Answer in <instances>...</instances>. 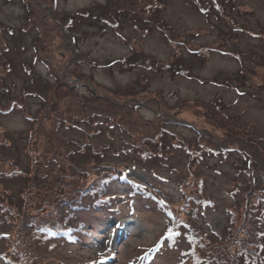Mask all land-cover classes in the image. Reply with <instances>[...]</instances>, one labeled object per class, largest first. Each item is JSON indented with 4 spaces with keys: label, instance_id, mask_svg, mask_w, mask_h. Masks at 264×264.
Returning <instances> with one entry per match:
<instances>
[{
    "label": "rangeland",
    "instance_id": "374dc122",
    "mask_svg": "<svg viewBox=\"0 0 264 264\" xmlns=\"http://www.w3.org/2000/svg\"><path fill=\"white\" fill-rule=\"evenodd\" d=\"M143 1L135 4L136 0H54V9L62 16L75 17L77 12L83 13V17H75L70 27L80 54L100 64L123 57L131 63L126 67L120 63L100 67L88 61L81 62L78 67L81 74L97 87L113 92L111 98L116 101L128 103L131 97L125 93L131 89L147 99L151 97L163 103L153 107L154 110L138 108L126 113L100 108V111L132 123L135 132L144 131L146 122L161 117L172 121L169 128L188 145L195 146L193 129H196L201 132L203 144L209 147L239 146L248 152L253 151L242 140L253 142L257 141L254 134L264 136V0H217L221 12L211 9L208 15L195 10L188 0H160L162 8L153 18L164 26L173 41L165 39L156 28L149 32L135 28L130 19L123 20L117 29L105 27L99 21L109 19L115 5L131 12L138 11L142 3L155 0ZM44 2L51 4L52 1ZM203 2L211 6L206 0ZM87 12L90 14L85 17ZM0 24L13 30L10 34L0 29V53L4 52V56H0V81L2 78L3 85L7 84L9 88L7 94H3L5 91L0 82V105L7 107L14 98L21 102V91L29 83V77L33 76L39 85L53 82L45 65L34 59L33 43L38 40L44 55L47 49L54 50L61 39L57 31L45 34L29 24L22 0H0ZM188 46H210L229 53L203 50L204 57H198L187 51ZM144 57L150 59V64L144 63ZM5 59L11 65V71L5 68ZM74 83L60 85L56 98L58 110H43L41 113L39 101L29 99V114L20 109L0 114V139L7 137L19 148L18 167L26 172L32 168L25 157L31 141H39V151L48 148L47 140L53 138L52 127L57 119L71 117L73 121L86 110L91 111L84 107V99H79V95L81 98L90 97L85 83L81 82L76 91L74 88L70 90L69 86ZM216 102L221 104L220 111L228 117L223 120L227 121L217 120L218 112L208 110V106ZM95 111L99 112V108ZM87 131L91 130L88 128ZM88 132L62 128L55 134L64 140H84ZM93 140L102 144L110 142L113 147H118L121 142L116 132L93 136ZM261 143L260 147L264 149V142ZM4 156L9 160L17 159L16 154L9 151L4 152ZM220 157H206L196 170L190 168L202 178L204 196L211 201L200 214V223L197 222L204 231L219 234L229 225V209L236 210L234 197H239L240 193L232 190L239 188L237 184L242 181L237 175L238 159L235 156ZM130 159L108 157L104 162L118 167L129 162V176L144 184L150 179L156 181L162 194L167 195L171 203L178 204V184L190 170L182 159L175 163L174 170L169 165L158 168L161 180L149 175L138 163L131 167ZM54 184L59 186L61 182L56 180ZM22 185L23 181L19 179L3 184L13 194L19 193ZM47 185L45 181L44 186ZM126 192L127 187L118 183L110 188L109 194L118 197L112 210L125 200ZM85 201L89 202V199L86 197ZM147 203L142 197L134 196L132 212L120 216L114 215L111 209L82 212L91 223L87 226V238L72 244L46 242L38 247L35 263L182 264L180 250L183 244L179 242L177 247L169 248L166 242H162L166 225L164 214L153 206L147 208ZM118 207L124 210V205ZM129 223L132 225L127 230L124 227ZM261 228L264 230V226ZM8 248L7 242L0 240V252Z\"/></svg>",
    "mask_w": 264,
    "mask_h": 264
},
{
    "label": "trees",
    "instance_id": "16d2710c",
    "mask_svg": "<svg viewBox=\"0 0 264 264\" xmlns=\"http://www.w3.org/2000/svg\"><path fill=\"white\" fill-rule=\"evenodd\" d=\"M51 1V4H46L44 0H22L29 24L35 25L45 34L53 31L59 33L61 41L54 49L55 53L54 50L47 49L42 55L43 46L38 40L33 43L34 59L45 65L48 76L53 82L47 81L44 85H39L33 76L29 77V83L21 91V102L14 98L7 107L0 105V114H8L19 109L29 114L27 105L29 99L39 101L41 113H44L43 110H58L56 98H58V90L60 92L61 89L60 85L73 82L75 85L69 86V89L74 88L75 91L81 82L85 83L90 97L81 98L82 96L79 95V99H84V107L91 111L86 110L84 115L73 121L71 117L57 119L52 127L53 138L47 140L50 147L39 151V141H31L27 153L25 152L30 168L32 167L27 172L18 167L19 148L9 142L7 137L2 136L0 139V240L7 242L9 247L7 251L0 252V262L36 264L38 247L46 242L52 244L83 242L89 233L87 226L91 223L81 213L91 209L95 212L103 209L112 210L118 197L109 194V190L118 183L127 187L128 196L112 210L114 215L131 213L133 197H142L148 202L147 208L153 206L164 214L166 225L161 235L162 242H166L169 248L177 247L179 242L183 244L180 250L182 264H264V230L261 228L264 226V149L260 147L261 141L264 142V136L254 134L257 141L253 142L242 140L254 149L250 150L251 152L239 146L223 145L212 148L203 144L201 132L190 126L196 133L194 146L185 143L183 138L178 137L169 128L168 125L172 121L168 119L160 117L154 122H146L147 128L144 131L135 132L132 123L100 111V108L124 110L126 113L138 108L154 110L153 107L163 103L151 97L147 99L139 91H131V89L125 93L131 97L128 103L116 101L117 99L111 98L113 92L97 87L90 81L91 79L81 74L78 70L81 62L88 61L100 67L115 63L126 67L131 66V63L127 57H123L100 64L92 60L91 62L89 58L80 54L76 49V39L71 34L70 27L75 17H83V13L77 12L75 17L62 16L54 9V0ZM188 1L195 10L204 15H208L211 9L221 12L217 0H206L211 6L204 5L203 0ZM141 2L144 1L136 0L135 4ZM145 3H142L138 11L130 10L131 12L115 5L111 17L101 18L99 21H102L104 25H101L105 27L111 26L117 29L123 20L130 19L135 28L144 32L156 28L165 39L173 41L164 26L153 18L162 8V2L155 0ZM89 14V12L85 13V17ZM0 29L13 33L12 29L3 27L2 24ZM118 36L121 37L120 34ZM203 50L209 52L217 48L210 46L187 48L189 53L198 57H204ZM217 51L229 53L221 49ZM0 56H4V52L0 53ZM143 59L144 63L150 64V59L147 57ZM4 66L11 71V65L6 59ZM0 82L2 83V78ZM4 85L5 92L2 93L7 94L9 88L7 84ZM91 98L93 101L90 100ZM149 102L151 104H148ZM98 103L99 106L96 107ZM208 107V110L218 112L217 120L227 121L223 120L228 117L220 111L221 104L216 102L215 105ZM98 108L99 112L95 111ZM26 117L33 120L29 115ZM62 128L76 129L85 133L89 128L91 131L84 140H64L55 134ZM113 132L120 137L121 142L118 147H113L110 142L102 144L93 140V136L104 133L108 135ZM6 151L15 153L17 159H7L4 156ZM212 156H222L220 157L222 159L235 156L240 162L237 175L242 181L237 184L239 188L232 190L239 192L240 195L237 198L232 195L236 210L229 209V225L221 234L212 230L204 231L198 224L200 214L211 204V201L204 196L202 178L191 172V169L196 170L206 157ZM108 157L131 158V167H135L138 163L145 172L158 180H161V176L157 169L161 166L169 165V168L174 170L175 163L182 159L189 169L192 168L183 182L178 184L179 194L176 205L171 203L167 195L162 194L156 181L150 179L146 184L141 183L128 175L129 162L125 161L118 167L111 162H104ZM5 163L8 165L4 166ZM17 179L23 181L19 193L13 194L3 186L6 181ZM56 180L61 182L59 186H55ZM45 181L49 185L44 186ZM86 197L89 202L85 201ZM119 205H124V210H121Z\"/></svg>",
    "mask_w": 264,
    "mask_h": 264
},
{
    "label": "bare ground",
    "instance_id": "6f19581e",
    "mask_svg": "<svg viewBox=\"0 0 264 264\" xmlns=\"http://www.w3.org/2000/svg\"><path fill=\"white\" fill-rule=\"evenodd\" d=\"M131 225H132L131 223L126 224V225H125V229L129 230ZM133 226H134V225H133Z\"/></svg>",
    "mask_w": 264,
    "mask_h": 264
}]
</instances>
